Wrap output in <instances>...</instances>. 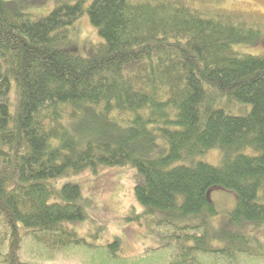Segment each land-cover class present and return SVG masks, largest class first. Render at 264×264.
<instances>
[{"label": "trees", "instance_id": "obj_1", "mask_svg": "<svg viewBox=\"0 0 264 264\" xmlns=\"http://www.w3.org/2000/svg\"><path fill=\"white\" fill-rule=\"evenodd\" d=\"M219 1L58 0L34 17L0 0V264H40L24 245L53 261L82 243L68 224L93 201L59 180L103 167L137 170L144 212L124 221L170 238L149 264L264 262L242 231L264 228V52L237 49L264 38ZM85 13L104 40L90 57L58 47ZM214 149L221 164L194 160ZM214 187L238 197L219 250Z\"/></svg>", "mask_w": 264, "mask_h": 264}, {"label": "rangeland", "instance_id": "obj_2", "mask_svg": "<svg viewBox=\"0 0 264 264\" xmlns=\"http://www.w3.org/2000/svg\"><path fill=\"white\" fill-rule=\"evenodd\" d=\"M17 6L22 12L34 17L50 14L56 7L58 0H5ZM86 6L93 0H84ZM215 7L225 13L239 14L258 24L264 38V0H220ZM69 39L58 45L59 48L74 52L83 57H90L94 47L104 40L93 26L85 13L73 27L69 29ZM244 53L259 55L264 52L262 45L254 47L241 46L237 48ZM226 151L214 149L194 157V160L203 161L217 166L222 163ZM139 182V174L133 167L100 168L97 174L85 172L78 176L59 180V185L72 183L80 186L85 196L93 201L92 208L87 211L84 221L69 223L83 242L72 246L66 252L53 255V261L47 260L33 248L24 245L21 256L23 261L40 264H140L144 261L149 264L157 256L164 258L169 250L165 247L170 238L164 239L157 230L150 233L147 224L125 222L124 218L134 211L144 212L143 207L135 197V186ZM209 199L218 210L208 224L207 231L214 247L219 250L225 246L221 235L226 231H234L235 226L230 223V214L236 208L238 197L234 191L221 187H214L209 191ZM247 234L257 236L264 242V228L257 230L242 229ZM199 228L196 233L204 234ZM162 236V235H161ZM118 242V244H117ZM211 258L220 262L218 251ZM138 259L137 263L130 261ZM130 260V261H129ZM242 264H264L255 259H239ZM154 264V263H153ZM156 264H159L156 262ZM235 264V263H234Z\"/></svg>", "mask_w": 264, "mask_h": 264}]
</instances>
